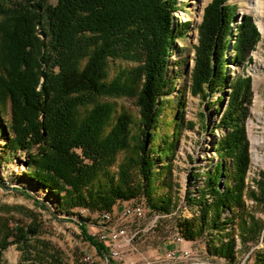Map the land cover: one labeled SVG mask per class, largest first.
Wrapping results in <instances>:
<instances>
[{
  "label": "trees",
  "instance_id": "obj_1",
  "mask_svg": "<svg viewBox=\"0 0 264 264\" xmlns=\"http://www.w3.org/2000/svg\"><path fill=\"white\" fill-rule=\"evenodd\" d=\"M177 7L178 0H0V113H10L3 128V157L9 161L27 153L26 174L52 193L69 220L78 208L109 211L140 196L153 210L173 208L174 197L158 193L157 186L167 187L164 192L171 187L177 138L157 131L162 100L174 91L177 79L168 71L172 45L190 24H177ZM260 40L251 15L238 19L236 5L212 0L198 25L190 79L191 93L219 114L217 125L223 131L214 149L219 160L203 173L201 192H212L214 200L193 197L199 176L194 168L186 199L198 205L199 214L177 223L175 232L186 241L206 233L209 254L232 264L238 259L237 239L235 231L224 230L237 220L243 245L258 239L260 219L248 212L245 194L264 203V172L261 192L247 190L251 158L246 120L253 78L245 71L231 77L227 68L250 62ZM123 59L138 65L111 76V63ZM123 96L137 97L139 116L118 111L108 100ZM163 160L168 163L159 165ZM0 185L9 188L2 179ZM79 220L85 239L107 257L104 244L89 233L87 219L79 214ZM38 231L36 222L20 227L16 241H27ZM8 237L0 238V264ZM254 264H264V254L258 253Z\"/></svg>",
  "mask_w": 264,
  "mask_h": 264
},
{
  "label": "rangeland",
  "instance_id": "obj_2",
  "mask_svg": "<svg viewBox=\"0 0 264 264\" xmlns=\"http://www.w3.org/2000/svg\"><path fill=\"white\" fill-rule=\"evenodd\" d=\"M212 0H178V9L174 12L177 24L189 22L185 34L175 38L172 45V57L168 64L170 75L176 73L177 79L174 91L163 98L165 108L158 123V135L173 136L177 138L173 157V170L171 172V187L157 186L158 193L170 194L175 199V204L170 211H156L149 207L155 214H161L164 218H171V229L176 230L177 223H184L199 214V207L189 203L186 199L188 176L195 170L199 176L194 181L193 197L196 200L204 197L209 203L214 200L212 192L203 196L201 189L205 184L203 173L211 169L218 162V154L214 151L216 141L222 135V129L218 127L219 114L215 110H207L206 102L190 91L191 72L195 64V46L198 44V25L201 23L204 8ZM56 4L57 0H49ZM237 6V16L251 15L261 32L255 51L250 62L244 66L230 65L227 74L231 77L237 73L246 72L253 78L254 98L250 105V115L246 120V130L250 141V168L246 174L247 190L256 194L261 192L260 182L264 172V0H228ZM41 31V26L39 27ZM138 63L129 60H117L111 63V76H115L118 69H132ZM223 94V93H222ZM219 96V93H217ZM115 103L118 111L126 109L134 117L139 116L140 107L136 96H123L108 99ZM206 118V124H205ZM10 122V113L4 116L0 113V179L9 188L0 185V238L5 239L9 235L10 244L3 251L1 264H110L106 257L98 254L97 248L87 241L80 225L77 224L79 214L87 219L89 233L98 237L100 232V220L98 214L86 209H76L78 215L72 220L69 216L58 210V202L52 193L37 187L26 174L28 154L19 152L13 159L5 160L3 157L6 144L5 130ZM216 126V127H215ZM211 129H213L211 131ZM164 144V143H163ZM168 160H163L159 165H166ZM164 167V166H163ZM118 167L114 166V170ZM158 183H162L158 176ZM18 189V190H16ZM23 190L33 198L23 195ZM249 192V191H247ZM246 192L245 201L248 212L260 219V234L257 240H250L243 245L236 221L230 224L224 231H235L237 239L238 259L233 264H238L250 258L249 264H254L253 256L264 254V203L251 197ZM147 203L144 196L129 200L126 207L137 206L139 203ZM36 201L47 206L41 207ZM118 208V207H116ZM180 209V210H179ZM160 212V213H159ZM232 210L228 211L231 219ZM196 215V216H195ZM34 222L38 225V234L31 236L29 240L17 242L19 228H26ZM178 233L177 231L175 232ZM223 233V232H222ZM227 239V238H224ZM207 241V234L197 237L191 242ZM142 248L144 257L153 259L158 251H147ZM131 253L130 250L127 251ZM215 264H232L227 260L210 255ZM140 264L145 263L142 255H136ZM256 259V258H255Z\"/></svg>",
  "mask_w": 264,
  "mask_h": 264
},
{
  "label": "built area",
  "instance_id": "obj_3",
  "mask_svg": "<svg viewBox=\"0 0 264 264\" xmlns=\"http://www.w3.org/2000/svg\"><path fill=\"white\" fill-rule=\"evenodd\" d=\"M97 214L100 220L98 239L106 248V256L116 264H140L136 255L143 256V264H215L210 261L215 257H209L204 242H180L171 229L172 217L164 218L161 214L152 213L144 199L134 207L120 206ZM166 242L178 246L158 251L153 259L144 257V246L152 250ZM186 243H189L188 247ZM249 262L250 258L242 264Z\"/></svg>",
  "mask_w": 264,
  "mask_h": 264
},
{
  "label": "crops",
  "instance_id": "obj_4",
  "mask_svg": "<svg viewBox=\"0 0 264 264\" xmlns=\"http://www.w3.org/2000/svg\"><path fill=\"white\" fill-rule=\"evenodd\" d=\"M128 201H122V202H119L117 205H115L114 208L116 207H120V206H125L127 204ZM186 242H191V241H186ZM199 242H204V240H201ZM175 246H178L177 244H174V243H171V242H166V243H161V244H158L156 246V248L152 249V250H148V251H164L166 248H171V247H175ZM186 247L189 246V243H186L185 244ZM205 248H206V245H205ZM202 250H204V246L202 247ZM202 255L205 257L206 255L204 253H202ZM207 257V256H206ZM256 258V254L253 256V261L255 260Z\"/></svg>",
  "mask_w": 264,
  "mask_h": 264
},
{
  "label": "bare ground",
  "instance_id": "obj_5",
  "mask_svg": "<svg viewBox=\"0 0 264 264\" xmlns=\"http://www.w3.org/2000/svg\"><path fill=\"white\" fill-rule=\"evenodd\" d=\"M132 207H134V206H132ZM177 232H178V233H177L178 240H179L180 242H186V239L183 237V234H181L180 231H177ZM106 259H107L108 262H110L109 259H108L107 257H106ZM245 261H246V260H244V261H242V262H240V263H238V264L245 263Z\"/></svg>",
  "mask_w": 264,
  "mask_h": 264
}]
</instances>
